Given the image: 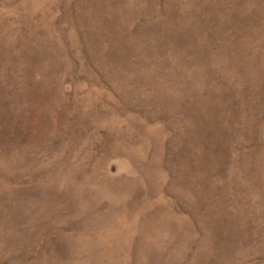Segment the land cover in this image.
Wrapping results in <instances>:
<instances>
[{
    "label": "rangeland",
    "instance_id": "obj_1",
    "mask_svg": "<svg viewBox=\"0 0 264 264\" xmlns=\"http://www.w3.org/2000/svg\"><path fill=\"white\" fill-rule=\"evenodd\" d=\"M0 264H264V0H0Z\"/></svg>",
    "mask_w": 264,
    "mask_h": 264
},
{
    "label": "bare ground",
    "instance_id": "obj_2",
    "mask_svg": "<svg viewBox=\"0 0 264 264\" xmlns=\"http://www.w3.org/2000/svg\"><path fill=\"white\" fill-rule=\"evenodd\" d=\"M145 64V63H144ZM31 161V160H30ZM69 184V183H68ZM170 210V209H169ZM92 216V215H91ZM89 219V218H88ZM136 219V218H135ZM146 226V225H145ZM105 228V227H104ZM198 233V232H197ZM122 242V241H121ZM181 243V242H180ZM108 245V244H107ZM118 251V250H117ZM187 252V251H186ZM197 252V251H196Z\"/></svg>",
    "mask_w": 264,
    "mask_h": 264
}]
</instances>
